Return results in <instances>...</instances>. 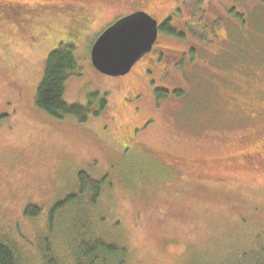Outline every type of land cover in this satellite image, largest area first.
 I'll return each instance as SVG.
<instances>
[{
	"label": "rangeland",
	"instance_id": "1",
	"mask_svg": "<svg viewBox=\"0 0 264 264\" xmlns=\"http://www.w3.org/2000/svg\"><path fill=\"white\" fill-rule=\"evenodd\" d=\"M31 1L52 0H0V201L14 211L11 201L20 199L47 207L83 170L107 177L91 221L109 222L138 264H222L258 238L264 242V161L247 168L221 161L264 143V0H185L201 17L189 22L195 39L210 38V14L223 19L224 31L208 46L190 41L194 63L152 85L181 94L159 100L137 78L143 63L124 79L93 71L90 47L110 15L68 30L62 21L68 16H33L17 7ZM231 5L241 30L225 17ZM60 43L71 46L78 67L66 80L64 101L82 105L90 93L106 92L97 97L110 98V125L53 119L35 107L45 58ZM128 93L144 95L139 118L152 120L140 140L162 158L120 155Z\"/></svg>",
	"mask_w": 264,
	"mask_h": 264
},
{
	"label": "trees",
	"instance_id": "2",
	"mask_svg": "<svg viewBox=\"0 0 264 264\" xmlns=\"http://www.w3.org/2000/svg\"><path fill=\"white\" fill-rule=\"evenodd\" d=\"M13 10L15 7L9 11ZM59 45L45 58L34 104L53 119L82 118L85 111L81 106L63 99L66 80L78 67L71 46ZM116 147L125 157L121 147ZM100 177L77 170L75 184L47 207L20 199L24 202L11 201L17 206L14 211L0 201V264H138L121 236L113 235L109 222L98 217L91 221L90 212L101 201L107 181ZM254 243L227 256L222 264H264V242L258 238Z\"/></svg>",
	"mask_w": 264,
	"mask_h": 264
},
{
	"label": "flooded vegetation",
	"instance_id": "3",
	"mask_svg": "<svg viewBox=\"0 0 264 264\" xmlns=\"http://www.w3.org/2000/svg\"><path fill=\"white\" fill-rule=\"evenodd\" d=\"M95 1L96 0H52L48 2L31 1L28 4H25L24 2L23 5H19L17 7L23 9L24 7L22 6H26V11L34 12L33 16H68L62 20L63 25L65 28H68V30L71 28L75 31L81 30L82 28L87 27V25L96 22L95 20H101L105 16L109 15L110 21L103 28V30L118 20L132 14L142 12L150 16L156 21L157 33L154 43L152 44L150 50L144 53L126 74L119 77L124 79L132 74L134 69H140L137 66L139 63H143V69L140 76L138 75L137 78L138 80H143V84L148 87L150 93L156 98V100H159V98L163 99L168 93H174L177 95L181 94V88L169 90L166 87L161 86L155 88L152 87V85H154L155 81L164 82L165 78L169 74V70L179 72L181 71L182 65L185 64L189 67L194 63L195 59L191 53L195 52V48L190 44V41L193 40V42L198 46H208L209 44H212L211 42L216 43V41H219L215 38L217 37L216 32L219 33L221 30L224 31L223 19L209 13V19L211 20L210 24L214 28L212 30L210 28H205L204 31L207 29L208 35L210 34V38H203V40L201 38L195 39L190 32V28H188L189 22H193L194 20L198 21L201 17L200 15L199 17L197 16V19L196 16L194 17L195 14H193L191 4L189 2H185V0H101L105 3V5H101L99 2ZM92 2H95V4H92ZM225 7V12L230 13L225 14L226 19L231 21L237 30H241L242 25L239 20L240 14L236 11V7L234 5ZM73 16L75 17L71 19ZM203 25L205 27H209V24L205 23V21L203 22ZM218 25L220 28H217ZM161 38L172 41L176 46L159 44L158 41ZM214 39L216 40L214 41ZM61 43L63 44V42ZM65 45L69 44L65 43ZM178 47H181L182 49ZM93 71L95 73H99L94 68ZM180 77L184 80L183 75ZM122 86L123 89H126L125 84L122 83ZM100 95L106 96L107 93L100 91L90 93L89 96L91 99L85 100V102L80 105L85 111V115L82 118H78L79 121L92 122L100 119L103 122H109L110 125V98L109 100L107 97L98 98ZM128 97L130 104H127L126 99L123 97L121 101L123 105L128 107L130 114L127 124L123 126V131L120 134H117L121 136L120 142L117 141L118 147H121L122 153L128 157L138 156L139 158H147L153 156L162 158L163 153L149 150L146 143L140 140V137H146V133L148 131L147 127L152 120L149 119V117L139 118L141 109L137 103L144 99V95L142 93H128ZM159 104L160 103L157 102L154 106L157 111L160 110ZM263 153L264 143L253 147L249 152L241 153L239 156L233 158L229 157L221 161L225 162L222 163L224 167L236 164L240 167L243 166L247 168L249 166H253V161L255 159L263 162Z\"/></svg>",
	"mask_w": 264,
	"mask_h": 264
},
{
	"label": "water",
	"instance_id": "4",
	"mask_svg": "<svg viewBox=\"0 0 264 264\" xmlns=\"http://www.w3.org/2000/svg\"><path fill=\"white\" fill-rule=\"evenodd\" d=\"M156 21L145 13L124 17L94 40L90 48L93 68L107 76H123L148 52L156 39Z\"/></svg>",
	"mask_w": 264,
	"mask_h": 264
}]
</instances>
